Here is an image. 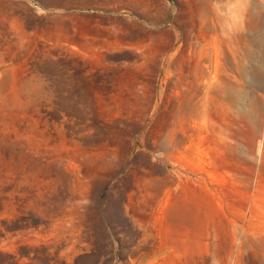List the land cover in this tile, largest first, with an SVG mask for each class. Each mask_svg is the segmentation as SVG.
I'll return each instance as SVG.
<instances>
[{"label":"rangeland","instance_id":"obj_1","mask_svg":"<svg viewBox=\"0 0 264 264\" xmlns=\"http://www.w3.org/2000/svg\"><path fill=\"white\" fill-rule=\"evenodd\" d=\"M147 1L80 68L0 0V264H264V0Z\"/></svg>","mask_w":264,"mask_h":264},{"label":"crops","instance_id":"obj_2","mask_svg":"<svg viewBox=\"0 0 264 264\" xmlns=\"http://www.w3.org/2000/svg\"><path fill=\"white\" fill-rule=\"evenodd\" d=\"M38 3L65 6L67 55L80 68L114 67L122 59L123 50L131 52L134 34L131 26H136L139 19L150 20L153 16L152 7L149 12L142 9L147 0H38ZM140 10L145 16H138Z\"/></svg>","mask_w":264,"mask_h":264}]
</instances>
